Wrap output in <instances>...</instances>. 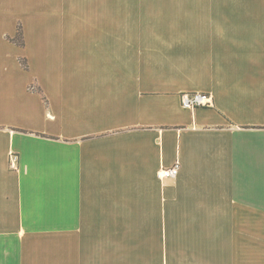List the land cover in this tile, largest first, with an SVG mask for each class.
I'll list each match as a JSON object with an SVG mask.
<instances>
[{
  "label": "crops",
  "instance_id": "1",
  "mask_svg": "<svg viewBox=\"0 0 264 264\" xmlns=\"http://www.w3.org/2000/svg\"><path fill=\"white\" fill-rule=\"evenodd\" d=\"M0 264H264V0H0Z\"/></svg>",
  "mask_w": 264,
  "mask_h": 264
},
{
  "label": "built area",
  "instance_id": "2",
  "mask_svg": "<svg viewBox=\"0 0 264 264\" xmlns=\"http://www.w3.org/2000/svg\"><path fill=\"white\" fill-rule=\"evenodd\" d=\"M181 108L194 111L197 108H208L212 106V99L205 93H184L180 96ZM10 166H14L17 163V155L9 152ZM179 171V163L176 161L173 166L169 168H161L157 172V178L159 180H168L176 178Z\"/></svg>",
  "mask_w": 264,
  "mask_h": 264
},
{
  "label": "trees",
  "instance_id": "3",
  "mask_svg": "<svg viewBox=\"0 0 264 264\" xmlns=\"http://www.w3.org/2000/svg\"><path fill=\"white\" fill-rule=\"evenodd\" d=\"M10 43H13L19 47H23L24 46V42L22 40V33H21V29L20 27L17 28L16 30V34L13 38H8L7 39ZM20 65L22 66V68H24L25 70L28 69V65L26 63V60H20Z\"/></svg>",
  "mask_w": 264,
  "mask_h": 264
}]
</instances>
